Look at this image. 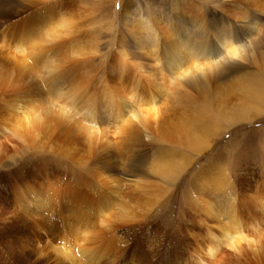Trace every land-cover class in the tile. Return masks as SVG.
I'll list each match as a JSON object with an SVG mask.
<instances>
[{
	"label": "rangeland",
	"instance_id": "1",
	"mask_svg": "<svg viewBox=\"0 0 264 264\" xmlns=\"http://www.w3.org/2000/svg\"><path fill=\"white\" fill-rule=\"evenodd\" d=\"M6 1L12 10L9 21L0 26V264H69L59 263L56 252L74 247H95L99 254H106L96 262L81 264H264V90L254 97L243 96L232 61L225 60L227 54L214 53L216 43L212 36V52H205L207 58L192 52L188 59L189 77L191 67L201 64L202 70L210 69L206 70L209 82L216 78L234 81L230 105L242 107L246 103L253 115L240 119L207 110L203 111L205 119L197 125V113L208 103L202 93L171 75L174 65L168 67L166 61V40L161 39L154 59L145 51L136 54L130 37L136 33L130 27L132 21L138 18L156 17V23L162 30L167 28L170 36L185 37L192 43L203 42L201 27L215 21L228 22L243 56L264 54V0H53L49 3L56 6L54 12L60 7L73 24L70 34L53 43L48 42L49 36L39 26L37 11L43 3L36 6V0H21L25 9L18 0ZM243 16H252L254 24L249 27ZM37 20L39 23L35 24ZM30 23L33 28L23 27ZM28 31L34 38L25 44ZM125 33L126 38L121 39ZM72 39L77 40L79 47L76 57L80 69L70 66L65 74L60 64L62 75L54 81L58 90L51 92L55 96H47L48 84L44 83V94L39 93L44 97L40 100L33 92L31 78L41 81L40 71L45 68L43 60L32 58V49L39 43L42 52L47 48L45 51L54 58L69 60L75 51H70V46L67 49L66 44ZM22 42L25 45L20 47ZM119 46L124 47L127 57ZM179 46L183 45L174 46L176 54ZM47 54L44 60L51 56ZM211 63H215L214 68ZM245 64L249 65L247 71L258 70L249 59ZM27 82L30 92L26 91ZM154 87L158 96L156 111L148 104ZM176 87L181 88L178 95L174 93ZM3 93V97L10 94L9 101L20 99L23 105H36L29 107L31 110L26 108L28 112L35 109L30 112L29 123L12 117L3 108ZM129 94L133 98L125 103L132 102V115L121 108L122 96ZM72 104L75 107L71 109ZM61 107L69 109L70 119H60ZM92 107L96 109V121L88 117ZM33 113L41 116L40 126H33ZM134 113H138L136 118ZM141 116L154 142L147 137L145 142L135 141L131 136L130 128ZM31 124L33 128L27 126ZM160 134L172 136L173 140L164 142L157 137ZM109 143L110 154L103 150L105 155L100 157L105 160H90L95 159V149ZM161 147L176 150L178 158L186 159L185 164L156 173L149 162L159 156ZM146 149V179L135 183V177L120 172L121 161L130 156L142 167L147 156L137 155ZM112 156L118 160L115 169L121 175L117 174V178L124 180L119 184L109 179L112 174L107 170L113 168L109 160ZM210 166L223 174L219 179L229 184L228 193L235 199L240 236L233 242L217 240L224 238L220 235L221 220L204 208L208 191L201 196L206 201L192 198L197 188L195 173ZM220 184L221 188L225 185L224 181ZM217 185L212 187L215 190L212 189L209 201L215 199L222 206L225 203L226 208L228 196L217 192ZM214 244L219 245L218 251L210 252Z\"/></svg>",
	"mask_w": 264,
	"mask_h": 264
},
{
	"label": "bare ground",
	"instance_id": "2",
	"mask_svg": "<svg viewBox=\"0 0 264 264\" xmlns=\"http://www.w3.org/2000/svg\"><path fill=\"white\" fill-rule=\"evenodd\" d=\"M50 1H53V0H36V6L40 3H43L44 5L42 6L41 10L38 9V11H37L38 14L40 15L39 20H41V21L39 23V21L37 20V23H35V24L39 23V26L44 28V30H45L44 32L46 33L45 35L49 36V38H50L48 40V42L53 43L56 40L62 41L64 38V35L70 34L71 33L70 29L73 28V26L71 27V25H73V24L70 21H68V18L65 17L64 11H62V9L60 7H59V9H57L58 10L57 13L54 12V11H56L55 10L56 6L53 3H49ZM253 1H255L257 3L258 0H253ZM18 3H19V5L23 6V8L26 9L27 6L25 7V4H23L21 2V0H18ZM20 3H22V4H20ZM6 4H7V1L5 3L4 0H2V1L0 0V26L1 25L3 26V24L6 23V21H9V19H10L9 16L11 15L10 11L12 9L10 7L11 10L9 11L10 5L8 6V4L7 5ZM27 9H29V8H27ZM128 13H124V15L126 16V15H128ZM243 17L247 20L246 23L248 25L249 24L251 25V23L254 24V21L252 22V20H253L252 16H250V17L249 16H243ZM130 19L131 18H129V16L126 18V20H128V21ZM157 19L158 18H156V17H152L151 20L147 19V18H144V19L138 18V21H132L133 24L130 27H132V29H136V33L130 35V37L134 40V42H133L134 47L133 48H135L134 50L136 51V54H139L141 51H145L147 54L154 56V59H156L155 55L157 54L158 46L162 42L161 39L166 40V41H164V42H167V47H168V50H166L164 52L165 55L167 56L166 61L169 64L168 67H171V63H173V65H174V67L170 71L171 75L174 78H177V76H178L179 78H177V79H180V81L182 83L193 88L198 93H200V94L202 93L204 99L208 103L207 107H203L202 110L198 111L197 118H196V124L198 125V122L200 123L201 121H203L205 119V118H203V117H206V114L204 112H206L207 110L211 111V112L217 111L219 115H223L224 117L225 116H228V117L235 116V117L240 118V119L251 118L253 113H252L251 107L247 106L246 103L242 107H236L235 105H230V103L228 101L230 99V95H231L230 88H231V86H233L235 84L234 81L232 83H229L227 81H217L218 78H216L214 81L210 80L211 82H209L208 80H206V70H210V69L202 70L203 68H202L201 64L197 68H194L195 65L192 66L193 68L191 67V69H193V70L191 72V76L189 77L190 71H188L187 61L189 58H191L192 52H200L199 55L203 54L205 56V58H207L209 55L205 52H207V51L212 52L211 42L209 41V39L213 36V39L216 43V46H215L216 52H214V53L217 55L224 54V56H226L225 54H227L228 56H226L225 60L232 61L231 63L234 65V71L237 72L236 73L237 75H234L235 79L237 81H240V82L244 81L243 84L238 82V84H237L238 89H240V91L243 93L244 97H254V96L258 95L259 91L264 90V54L260 53V54L256 55L255 53H251L249 56H243L242 53H240V51H239L240 47L238 45H236L238 40L233 35L234 34L232 32L233 30H230L231 24H229L228 22L227 23L222 22V24H219V23H216V21H215V23H211L209 25H206L204 29L201 27L199 34H200L201 40H203V42L201 41V43H198V42L192 43L190 39H188L189 41H187V39L185 37L184 38L175 37L174 35H172L174 37V39L176 38V40L173 41L172 36H170V34H169V30L167 28L162 30V28L159 27V25L156 23ZM181 20H182V16H181ZM201 20H204V19L202 18ZM250 25H249V27H250ZM30 26H31V28H33L34 24L30 23V24H28V26H27V24L23 25V27H27V28H29ZM195 26H197V24ZM25 35H27V36L24 40V43L28 42L31 38H34L33 36H31L33 34H31L30 31L25 33ZM72 36H73V34H72ZM126 36L127 35L125 33L121 39H125ZM47 39H48V37H47ZM76 41L77 40L73 41V39H72V41H70L68 44H66L68 46L67 49L70 46V48H69L70 51L71 50L75 51V53L74 54L72 53V56H70L69 60H67L65 58L64 59L63 58L59 59L57 57L54 58L52 56V53L50 54V53H48L49 51H45L47 48L42 52L41 48L37 46V45H40L39 43H36V47H34L32 49V58L37 62L43 60L42 64L44 65V68H45V71L44 70L40 71L41 75H39V76L41 77V81H39V79H37L38 80L37 81L35 78H33V79L31 78V81H33V83H34L33 85H34V89H35V90H33V92L37 93L35 95L39 96V99L40 98L42 99L44 97V95H43L44 93L42 91V84H44V83L48 84L47 86L45 85V88L47 87V90L44 88L48 94L47 96H50V95L53 97L55 96L51 92H53L54 90H58V87H54V81L58 78V76L62 75L61 74V68L58 67L60 64H62V73H65V74H68V71H69L68 69L70 66L73 68H76V69H80V67H81L79 65L80 60L78 57H76V56H79V47H78V44L76 43ZM234 41H237V42H234ZM24 43L23 42L21 44L19 43V46L20 47L23 46L22 44H24ZM123 44H125V43H123ZM175 44H182L183 45V46H179L177 48L178 54H176L174 52V49H176L174 47ZM52 45L54 46V44H52ZM55 47H51V48H55ZM61 49H63V48H61ZM119 49H120V51H122L124 53V57H127L124 47L119 46ZM49 50H51V49H49ZM55 50H59L58 52H61L60 49L55 48ZM51 51H53V49ZM44 54H47L48 56L51 55V56L44 60V57H43ZM61 54H64V52L63 53L61 52ZM47 55H46V57H47ZM55 55H57V54H55ZM246 59L247 60L249 59L252 64L256 65L258 67V70L247 71V69L249 68V65L245 64V62L247 61ZM67 61H69L68 64L66 63ZM218 63H219V61H218ZM210 66L211 67L215 66V63L210 65ZM194 69L199 70L200 72L195 73ZM180 70H182V71L180 72ZM47 78L50 80L49 83L47 82L48 81ZM28 82L26 84V86H27L26 91L30 92L32 89H31V87L30 88L28 87L29 86ZM154 85L157 87V85L155 83H154ZM56 86H58V85H56ZM174 86H176V84ZM39 89H41V91ZM155 89L156 88L154 87V90H152V92L151 91L149 92L150 98L148 100V104L150 106H152L151 108L154 111H156V109L158 108V106H156V103L158 102V96L155 93ZM11 92L13 93L15 91H13V89H12ZM179 92H181V88L176 87V89L174 90V93H177V95H178ZM39 93L40 94L43 93V94L40 96ZM165 93H167V90L165 91ZM170 94H172V96L175 95V94H173L172 91H170ZM4 95L5 94L3 93L1 96L2 97L1 99H3L2 102L5 101V103H3L5 107H3V108H5L10 113V115L12 117H16L19 121H21L23 119V122L27 121L26 123H29V121L31 120L30 112L32 113V111H34L35 109L30 111V112H28V110H31V108L29 109V107L34 106L35 104H33L30 101L33 105L31 103H30L31 104L30 105L28 102H27L28 103L27 105H23L22 103H20V101H21L20 99H12L11 101H9L11 99L10 94H7L5 97H3ZM8 97H10V99H7ZM4 98H6V99H4ZM132 98H133L132 94L122 96V102H124V104H121V108H123V110L128 109L127 110L128 115H130V114L132 115L133 105H132V102L125 103V101H127L128 99H132ZM49 99H50V97H49ZM53 99H50V100H53ZM254 99L255 98H252V100H254ZM34 103H35V101H34ZM39 103H41V101ZM39 103H37V106ZM42 103H43V101H42ZM214 105H216V106H214ZM1 106H3V105H1ZM35 107H36V105H35ZM74 107H75V105L72 104L71 109ZM40 108H42V107H40ZM43 109H45L44 105H43ZM46 112L49 113V110H47ZM95 112H96V109L94 107H92V109L89 110L88 117L90 116V119H89L90 121L91 120L96 121L95 117H94V114H96ZM33 114H34L33 116L36 119V120L34 119L35 123H33V126H36V127L40 126V122L42 121L41 116L39 118V114H37V115H35V113H33ZM133 115H134V118H136V116H138V113H134ZM58 116L62 120H65V119L67 120V119L71 118L69 109L67 107H61L60 109H58ZM16 123L17 122H15V125L17 126L18 123L17 124ZM27 126H31L33 128L32 124L27 125ZM19 127H20V125H19ZM27 128H29V127H27ZM22 129H24V127ZM22 129H21V131H22ZM34 129H35V127H34ZM130 129L132 130L131 136H134L135 141H140V142L144 141L145 142V137L152 140L153 142L155 141V138L152 135L151 130L147 127L146 123H144V117L143 116H141V118L138 120V123H135L133 125V128H130ZM24 131H25V129H24ZM33 132L35 133V130ZM37 134H39V132ZM157 137L164 142L165 141L171 142V139H172L171 138L172 136H168L166 134H162V135L160 134ZM188 142L191 143L189 140H188ZM182 143L184 144V141ZM145 144H147V143H145ZM120 145H121V143H120ZM110 146H111V143H109L107 146L102 147L103 149L102 148L95 149V152L92 154L95 159L93 160V158L91 157L90 160L92 159V161L94 163H96V160H98V159L105 160V159H102L100 157L105 155L103 153V150H106L107 154H110V150H109ZM139 146H141V145H139ZM142 146H143V144H142ZM119 150H121V149H119ZM113 151H115V150H113ZM136 151L138 153V150H136ZM128 152H129V150H128ZM113 155H115V153H113ZM143 155H145L147 157L145 158V163H143L142 167L137 165L138 161L136 160V158H129L130 157L129 155H127L129 157H126V156L123 157V160L121 161V166L119 165L120 168H122L120 171L121 173H123L122 175L125 174L127 176L135 177L136 179H132V181L135 183L136 182L140 183L144 179H146L145 178L146 171H145L144 167L146 165L147 158H148V150L147 149L145 152H142V154H141V152H139L137 156H143ZM158 155L159 156L157 158H154L152 161L149 162L150 163L149 166L152 165L153 170L158 174H162V173H165L166 171H170V170L174 169L175 167H182L186 161V159L184 157L178 158L176 150L167 149L165 147H161L158 149ZM109 160H111L112 163ZM109 160L106 159V161H109V163H111V165L113 166L112 170H107V171H109L108 173L112 174V176L109 175L110 176L109 179L112 181V183L114 182V183L119 184L120 180H123V178H121V179L117 178L118 177L117 174H120L115 169V167L118 163V160L114 156L109 158ZM133 166H137L138 169L136 167H134V168H136V171H135ZM103 168H105V167H103ZM153 170H151V171H153ZM195 176H196L195 185H197V188H196V191L194 193H192L193 200L196 199L197 202H200V200L202 199L201 196L203 195V193L208 191V195L205 193L208 196V197H206L207 198L206 200H208V201H206L205 199L201 200V201H203V200L206 201V202H203L205 204L204 208L206 209L207 212H210L209 214H212L214 216V218L216 217L218 220L219 219L221 220V225L219 227L221 230L220 235H222V237H224V238H221V239L218 238L217 240L219 242H222V241L226 242L225 240L227 239V240H231V242H233L236 238L239 239V236H240L239 233L240 232L238 230L240 228L238 229V227H239L238 226V218H237L238 215L236 213H234V211L236 210L235 199H232V196L229 195V193H228L229 192V188H228L229 184L225 180L219 179L220 177L223 176V174L220 175V172L218 170H216L210 166V167L200 168L198 170V173H195L194 177ZM223 181H224L225 185L221 188L220 183H222ZM215 184H218L216 187L217 188L216 191L218 190L221 192V194L223 193V194H226L228 196V198H227L228 200L226 199V202L228 203L226 208H224L225 203H224V206H222V205H218V204H220L219 203L220 201H217L215 199H211V202L209 201L210 195L213 192L212 187L215 186ZM213 190H215V189H213ZM113 203H115V202L113 201ZM201 204H202V202H201ZM123 205H125V204H123ZM217 205H218V208H217ZM219 206L220 207L222 206V208H219ZM99 211L101 212V210H99ZM100 212H99V214H100ZM214 212H216V213H214ZM123 216H124V214H123ZM110 242H111V240H110ZM217 247H219V245H217V244H214L213 246H211L210 252L216 251L218 249ZM56 253H57L56 259L58 260L59 263L67 262L69 264H81V262L83 263V261L92 263V262H96V261L100 260L104 255H106L105 252H103V253L101 252L102 255L99 254V251L95 247H89V248L80 247L77 249L74 247L72 249H64L63 251H60V253H58V252H56ZM211 254H214V253H211Z\"/></svg>",
	"mask_w": 264,
	"mask_h": 264
}]
</instances>
